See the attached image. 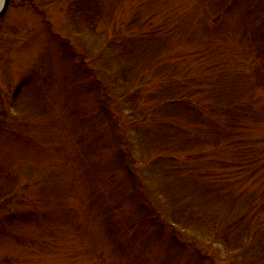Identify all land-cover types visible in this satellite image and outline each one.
Wrapping results in <instances>:
<instances>
[{
	"label": "rangeland",
	"instance_id": "1",
	"mask_svg": "<svg viewBox=\"0 0 264 264\" xmlns=\"http://www.w3.org/2000/svg\"><path fill=\"white\" fill-rule=\"evenodd\" d=\"M78 1L0 19V264H264V0Z\"/></svg>",
	"mask_w": 264,
	"mask_h": 264
},
{
	"label": "trees",
	"instance_id": "2",
	"mask_svg": "<svg viewBox=\"0 0 264 264\" xmlns=\"http://www.w3.org/2000/svg\"><path fill=\"white\" fill-rule=\"evenodd\" d=\"M100 15L101 8L90 0L78 1L75 2V4H70V6L68 7L69 23L72 29L78 34L94 32L97 28L96 25L97 21L100 18ZM134 109L135 108L133 106L130 108V110ZM221 226L223 225L221 224ZM224 226L227 225L224 224ZM225 229L226 227L224 228V230L220 229V231H218L219 229H217L216 231H212L210 233L211 235L212 233H214L213 235L214 237H216L214 238V240H217V242L222 244L227 251L233 252L234 254H239L248 248V243H245L241 238L244 237L243 235L237 234L231 239L229 235L222 233L225 231ZM250 235L251 231H249V236Z\"/></svg>",
	"mask_w": 264,
	"mask_h": 264
},
{
	"label": "water",
	"instance_id": "3",
	"mask_svg": "<svg viewBox=\"0 0 264 264\" xmlns=\"http://www.w3.org/2000/svg\"><path fill=\"white\" fill-rule=\"evenodd\" d=\"M10 4H11V0H2V4L0 5V18L6 14Z\"/></svg>",
	"mask_w": 264,
	"mask_h": 264
},
{
	"label": "bare ground",
	"instance_id": "4",
	"mask_svg": "<svg viewBox=\"0 0 264 264\" xmlns=\"http://www.w3.org/2000/svg\"><path fill=\"white\" fill-rule=\"evenodd\" d=\"M2 4V0H0V5Z\"/></svg>",
	"mask_w": 264,
	"mask_h": 264
}]
</instances>
